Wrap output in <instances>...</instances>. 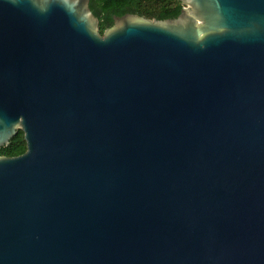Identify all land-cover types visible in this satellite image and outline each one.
<instances>
[{"label": "water", "instance_id": "obj_1", "mask_svg": "<svg viewBox=\"0 0 264 264\" xmlns=\"http://www.w3.org/2000/svg\"><path fill=\"white\" fill-rule=\"evenodd\" d=\"M179 1L0 0V264H264V0Z\"/></svg>", "mask_w": 264, "mask_h": 264}, {"label": "trees", "instance_id": "obj_2", "mask_svg": "<svg viewBox=\"0 0 264 264\" xmlns=\"http://www.w3.org/2000/svg\"><path fill=\"white\" fill-rule=\"evenodd\" d=\"M89 8L99 20V33L112 27L113 16L138 15L147 20L175 19L183 5L179 0H89ZM26 151L24 134L18 131L6 147L0 148V157H17Z\"/></svg>", "mask_w": 264, "mask_h": 264}]
</instances>
